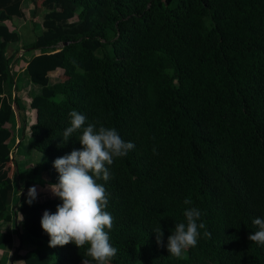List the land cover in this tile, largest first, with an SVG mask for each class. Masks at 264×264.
I'll return each mask as SVG.
<instances>
[{"label":"trees","instance_id":"trees-1","mask_svg":"<svg viewBox=\"0 0 264 264\" xmlns=\"http://www.w3.org/2000/svg\"><path fill=\"white\" fill-rule=\"evenodd\" d=\"M22 2L0 0V245H14L13 263L96 264L88 245L49 246L40 221L58 197L30 205L25 196L58 183L53 161L82 148V130L62 138L76 110L85 126L115 128L135 145L97 180L114 217L109 264H264V245L248 239L264 219V0H31L35 17L45 11L20 59L39 92L28 98L35 120L23 117L20 130L30 156L43 158L15 201L9 144L24 109L11 91L20 36L6 22L24 17ZM189 207L206 228L176 258L167 237Z\"/></svg>","mask_w":264,"mask_h":264},{"label":"clouds","instance_id":"clouds-1","mask_svg":"<svg viewBox=\"0 0 264 264\" xmlns=\"http://www.w3.org/2000/svg\"><path fill=\"white\" fill-rule=\"evenodd\" d=\"M69 115L71 123L63 132V143L73 133L82 130L78 138L82 148L74 149L53 161V166L59 173V181L50 184L49 188L62 203L56 206L55 212H43L41 227L50 237V247L72 243L80 249L88 245L87 256L96 264H109L118 251L111 244L109 235L114 226V217L105 210L108 193L97 180H109L110 173L106 165H111L114 158L126 156L135 145L133 142H126L115 128L100 125L97 129L90 123L85 126L86 116L76 110H72ZM36 198L37 189L32 186L28 189L27 202L31 205ZM184 204L191 205V199L186 198ZM183 215L186 224L176 223L174 231L167 237L168 253L176 258H183L189 248L196 247L199 229L206 228L203 222L198 223L202 216L200 209L186 208ZM253 224L258 226V230L250 233L248 239L264 245V219L255 218ZM153 231L156 233L157 245L164 246V233L159 223ZM204 236L209 237L210 233L205 231Z\"/></svg>","mask_w":264,"mask_h":264},{"label":"rangeland","instance_id":"rangeland-1","mask_svg":"<svg viewBox=\"0 0 264 264\" xmlns=\"http://www.w3.org/2000/svg\"><path fill=\"white\" fill-rule=\"evenodd\" d=\"M23 12H24V17L23 18H14L11 22L7 21L6 23L10 26V28L15 29L18 31L19 36H20V42L14 46V48H19L18 53L15 55V58H19L18 63L24 65V59H20L22 57V54L24 53V49H22V44L28 43L32 41L35 37V32L34 31H39L41 29V18L42 15L45 11V9L41 8L39 9V12L37 13L38 15L35 17L33 15V4L31 0H23ZM31 21L35 22L36 26L34 31L32 30L31 26ZM15 45V44H14ZM30 53V52H29ZM13 58V59H15ZM12 59L11 64L13 66V70H16V66L14 63L15 61ZM17 63L18 67L19 64ZM22 70V67L20 69V72L14 73L15 81L17 82V90L15 89L14 85L11 86V91L15 95L17 94L20 97V105L23 106L24 111H20L18 114L16 113L15 120L13 121V124H16L15 129V137L14 140L10 142V156L13 161L18 162V169L17 166L15 167V171L11 177V184L13 187V195H15L14 200L17 201V196H20L21 194H24L23 192V187H24V177L29 173V168L30 165L40 159L43 158V154L35 151L38 155L35 156L34 154L30 156V153L28 151V148L26 146L25 138L23 139L21 137L22 131H23V117L28 119V124L33 122L35 120V113L30 110L28 107V101L30 96H33L34 94L39 92V87L37 85H34L28 81V79L24 76V73ZM51 82H55L58 80V78H61V71L57 70L54 72H51ZM25 94L28 96L24 99H22V96H25ZM22 129V131L20 130ZM28 132V131H27ZM22 141V143L19 145V143ZM19 145V146H18ZM32 157V158H31ZM13 162V163H15ZM15 165V164H14ZM45 178L43 175H40L39 177ZM37 189V198L34 201H41L43 200L47 195H53L49 186L45 188H40L35 186ZM43 193V194H41ZM26 198L28 199V191L25 194ZM33 201V202H34ZM7 228L12 229L13 231V225L11 224H6ZM16 238V237H15ZM14 238V239H15ZM16 240V239H15ZM16 242V241H15ZM4 250L6 252H10L12 254L13 251V246L10 244H4L3 245ZM1 254V253H0ZM10 258V255L8 256V259ZM8 261V260H7ZM16 264H23L21 261H17Z\"/></svg>","mask_w":264,"mask_h":264},{"label":"crops","instance_id":"crops-1","mask_svg":"<svg viewBox=\"0 0 264 264\" xmlns=\"http://www.w3.org/2000/svg\"><path fill=\"white\" fill-rule=\"evenodd\" d=\"M20 63V62H19ZM18 63V64H19ZM25 65H26V63L24 62V65L21 63V64H19V66H21L22 67V70L21 71H23L24 70V67H25ZM15 66L17 67L16 68V70H15V73L17 72H20V69H21V67H18L17 66V64H15ZM11 231H12V229H11ZM0 259L3 261V264H14L13 263V260L12 259H8V256L10 255L11 256V254H10V252H6L5 250H4V247H3V245H0ZM8 260V261H7Z\"/></svg>","mask_w":264,"mask_h":264},{"label":"water","instance_id":"water-1","mask_svg":"<svg viewBox=\"0 0 264 264\" xmlns=\"http://www.w3.org/2000/svg\"><path fill=\"white\" fill-rule=\"evenodd\" d=\"M64 44H66V42Z\"/></svg>","mask_w":264,"mask_h":264}]
</instances>
